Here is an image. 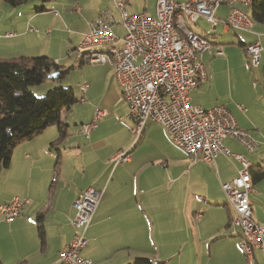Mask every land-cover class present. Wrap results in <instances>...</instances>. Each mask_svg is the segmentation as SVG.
I'll use <instances>...</instances> for the list:
<instances>
[{
	"label": "crops",
	"instance_id": "0c3cea01",
	"mask_svg": "<svg viewBox=\"0 0 264 264\" xmlns=\"http://www.w3.org/2000/svg\"><path fill=\"white\" fill-rule=\"evenodd\" d=\"M94 1L100 5L98 10L94 11L93 1H83V6L75 7L77 14L85 12L87 15L91 11L94 16L104 9L101 8L103 0ZM114 1L113 8L116 9ZM122 1L132 14L136 11L146 14L145 10L149 8L148 5L143 9L133 7L129 0ZM31 2L13 7L0 0V8H11L7 16L4 13L0 15V58L49 55L61 62V53L48 52L43 44V33L31 26L38 25L43 14H53L51 23L45 27L47 34H52V30L48 28L55 26L60 15L54 9L34 12L33 9L40 5ZM156 3L157 0H152L150 8L154 13L148 15L156 14ZM107 10L113 12L111 9ZM227 11L228 7L223 5L217 9V16L224 17ZM93 16L91 19H94ZM98 17L89 23V27ZM197 23L191 28L203 34L205 29L196 27ZM219 24L210 39L219 36ZM86 28L85 24L81 33H87L89 30ZM253 29L256 31L253 43L259 42L262 46L264 25ZM229 32L230 29L224 26L223 33ZM211 43L223 45L221 42ZM64 44L76 49L71 41L70 44ZM117 44L121 46V40ZM207 54H203V60L205 55H209ZM101 70L106 74L105 80L109 88L126 104L113 68L105 64L101 66ZM205 70L207 76L191 93V100L197 106L210 109L213 107L207 106L203 94V88L207 89L210 81L207 69ZM91 81L94 82L86 83L88 87L85 92H82L80 85L81 98L86 97L97 86L94 78ZM53 85L55 83L46 84L40 91L44 93ZM32 92L36 94L35 91ZM201 92L204 99L197 101L196 97ZM208 104L213 105V101ZM62 119L67 124L65 139L56 142L59 138L58 127L51 125L31 140L16 146L9 166L0 171V205L15 199L26 203L20 216L11 222H7L0 212V260L3 264H58L60 252L69 245L74 235L73 203L82 191L90 187L101 192L100 202L86 235L88 245L82 251V255L90 259L91 264H135L138 259L168 264L177 259L174 237L178 234L188 241L186 245H189V252L205 257V264L245 263L246 257L239 244V229L230 225L234 209L221 187L222 183L238 177L241 163L233 155L221 153L213 163L192 164L189 156L173 144L165 128L151 121L140 136L132 137L130 133L129 141L116 149L99 152L94 147V130L85 139L78 136L70 139L73 132L68 131L70 125L64 113ZM131 124L136 130L134 120ZM251 135L259 145L254 152L247 151L232 138L225 139L223 145L232 154L243 155L253 168L257 166L264 169V142L255 138L252 133ZM130 147H133L129 151L130 160L115 164L113 159L118 152ZM85 148L94 152L93 161L90 162L97 167L99 172L96 174L87 173L89 158L82 156V149ZM257 152L261 154L256 158L254 154ZM257 184L250 194L252 216L257 223L264 225V189L260 188L256 193L259 187ZM41 212L44 213L45 228L43 246L37 235L36 224ZM144 228L147 233H144ZM158 259L165 261L160 262ZM254 263L264 264V255L259 249L254 251Z\"/></svg>",
	"mask_w": 264,
	"mask_h": 264
},
{
	"label": "built area",
	"instance_id": "2783aa9c",
	"mask_svg": "<svg viewBox=\"0 0 264 264\" xmlns=\"http://www.w3.org/2000/svg\"><path fill=\"white\" fill-rule=\"evenodd\" d=\"M253 0H157L156 14L129 13L126 3L115 0L119 11V23L112 11H103L91 23L84 34L81 46L91 48L79 52L76 59L81 63L101 62L113 68L116 81L129 107V116L136 121V134L140 136L146 124L151 121L165 128L173 144L184 151L191 163H213L215 158L226 153L233 155L240 163L238 177L222 183L221 187L234 209L230 225L239 229L240 248L246 257V264L254 263V251L264 255V225L252 216L250 194L253 191L252 164L239 154L228 151L223 141L237 140L247 151L254 152L258 143L249 131L243 130L226 107L204 110L195 106L191 92L206 78L203 54L214 55L210 37L219 22L216 12L221 5H229V14L220 21L228 29L249 32L253 28L250 14L241 7H248ZM200 18L211 25L203 34L191 26ZM120 25L125 35L114 33ZM121 40V46L118 41ZM223 56L221 46L214 50ZM253 67L260 63L262 46L259 42L247 48ZM88 85L82 86L85 92ZM98 112L90 124L81 127L80 132L89 135L98 125ZM127 154H118L115 164L127 162ZM101 192L90 187L79 194L73 203L72 225L74 237L59 255L58 264H91L82 255L88 245L86 237L94 212L100 202ZM23 202L15 199L0 205V212L7 222L20 216Z\"/></svg>",
	"mask_w": 264,
	"mask_h": 264
},
{
	"label": "rangeland",
	"instance_id": "374dc122",
	"mask_svg": "<svg viewBox=\"0 0 264 264\" xmlns=\"http://www.w3.org/2000/svg\"><path fill=\"white\" fill-rule=\"evenodd\" d=\"M31 1V3L35 2L38 5H42L41 0ZM83 1L87 3L93 1L92 6L95 7V9L93 7L92 9H94V11L98 10L100 6L94 0H53L47 3L46 9L56 10L60 17L56 20L57 22L54 27L48 28L52 30V34H47L45 27L51 23L53 14L44 12L45 14L41 16L38 25H31L43 33V44L45 48L48 49V52L61 53V62L51 58L55 60L59 66L65 67L62 69L63 72L68 71V73L63 78H54V80L48 77L43 84L30 86L29 89L35 91L36 96H42L46 91L42 93L40 89L44 88L46 84L55 83L53 87H72L75 95L79 97L80 101V85L86 84L87 82L92 84L94 81H91V79L94 78L97 86H94L91 93L89 91L86 94V97H84L85 101H78L71 110L64 111L63 113L67 118V123L70 125L68 131L73 132V136L69 138L74 139L78 136L85 139L87 137L86 135L79 134L80 128L85 124H90L96 114L100 112L102 116L98 121L97 127L93 129L96 134V145L94 147L96 150L99 149V152H106L110 149H116L120 144L129 141L130 133H132V137L136 136L134 126L131 124L132 119L129 116V107L120 100L114 90L109 88L105 80L106 74H103V70H101V66L105 64L86 63L80 68V63L76 59V53L91 50V48H83L81 46L85 34V32H81H83L82 29L85 24L87 26L86 29L89 30V23L98 17L100 12L107 10V8L113 10L114 17L116 21H118L119 11L113 8V0H103L104 4L101 8L104 9L100 12L98 11V14H94L93 16L91 11H89L87 15L85 12L79 15L75 7L78 5L83 6ZM105 4L108 5L105 7ZM129 4L133 5V7L142 9L148 5L149 8L145 10L146 14L154 13V10L150 8L152 0H129ZM10 10L11 8L9 6L0 8V15L4 13V16H7ZM33 11L35 12V8ZM135 13L142 12L136 11ZM92 16L94 19H91ZM152 16H155V14ZM258 25L259 24H254V28L258 27ZM196 27L204 28L205 30L211 29V25L204 19H200ZM223 29L224 26L220 23L217 29L219 36L217 38L213 37V39L210 40L223 44L221 46L224 50V55L208 57L209 55L207 54L208 56L205 55L203 60L210 80L207 89L203 88V91L205 90L203 94H205L207 106H225L233 114L243 130L251 132L255 138H259L261 142H264V35H262L261 38L263 46L262 59L259 66L254 68L251 65L247 50L239 46L238 43L239 41H243L247 45L253 43V41L256 40L255 29H253V33L231 30L228 34L223 33ZM114 33L118 37H123L125 35V31L120 25H115ZM70 41L75 45V48H78L77 50H73L74 47L63 45V43L70 44ZM85 76H87L88 79L85 78ZM203 94L201 92V94L197 95L196 100L200 101L202 98L204 99ZM209 101H213V105H209ZM193 104L197 106L196 102ZM132 148L130 147L119 151L118 154H126ZM262 148L259 151H261ZM260 154V152H257L254 155L257 158ZM82 156L83 158H89L87 173H98L97 167H94L93 163L90 162L93 161L94 152L85 148L82 149ZM256 186H259L256 189V193H258L260 188L264 189V180L260 181ZM21 202L23 201L21 200ZM25 204L26 203L23 202V207ZM144 229V233H147V229ZM174 241L175 249L178 254L177 259L168 262V264H205V257L199 256L196 252H189V245H186L188 241L185 240L184 236L178 234L174 237ZM143 244L145 245V238H143ZM191 244L192 243H190V245ZM157 261L161 262L165 260L158 259ZM246 263L247 261L245 260L243 264Z\"/></svg>",
	"mask_w": 264,
	"mask_h": 264
},
{
	"label": "trees",
	"instance_id": "16d2710c",
	"mask_svg": "<svg viewBox=\"0 0 264 264\" xmlns=\"http://www.w3.org/2000/svg\"><path fill=\"white\" fill-rule=\"evenodd\" d=\"M3 1L10 6L18 7L31 0ZM49 1L41 0L42 5L35 7L36 12L45 11V3ZM225 6L228 7L227 14L224 17L217 16L219 20L217 25L223 24L220 21H224L228 17L230 7L229 5ZM241 8L250 14L254 24L264 25V0H253L250 6ZM248 33H253V30ZM238 44L246 50L247 44L245 42L239 41ZM217 46L213 45L214 55L210 56H219L214 51ZM82 65L83 63H80L79 67ZM64 68L59 66L51 57L45 55L0 58V171L9 166L12 152L16 146L31 140L49 126L56 125L58 127L59 138L56 142L67 137V124L62 119V113L71 110L79 101L74 89L57 86L47 90L42 96H36L29 89L30 86L43 84L54 71H59L58 78H63L68 73V71L63 72L62 69ZM251 174L253 187L264 179V169H259L257 166L252 168ZM36 224L37 235L43 246L45 241L44 213L41 212L37 216ZM0 264H3L1 260ZM135 264L158 263L149 259H138Z\"/></svg>",
	"mask_w": 264,
	"mask_h": 264
},
{
	"label": "bare ground",
	"instance_id": "6f19581e",
	"mask_svg": "<svg viewBox=\"0 0 264 264\" xmlns=\"http://www.w3.org/2000/svg\"><path fill=\"white\" fill-rule=\"evenodd\" d=\"M204 19V18H203ZM204 20H206V19H204ZM254 26V25H253ZM253 29V28H252ZM212 45H214V44H212ZM217 45V44H216ZM218 46H220V45H218ZM222 47V46H221ZM248 48V47H247ZM247 48H246V50H247ZM263 49V48H262ZM247 53H248V51H247ZM249 54V53H248ZM261 56H262V52H261ZM249 57H250V55H249ZM260 61H261V59H260ZM79 63H81V62H79ZM83 64H86V62H84ZM91 64H107V63H101V62H94V63H91ZM260 64V63H259ZM204 65V64H203ZM259 66V65H258ZM257 66V67H258ZM253 67V66H252ZM254 68H256V67H254ZM60 73V72H59ZM60 75V74H59ZM206 76H207V74H206ZM84 85V84H83ZM82 85V86H83ZM194 91V90H193ZM192 91V92H193ZM83 92V91H82ZM191 92V93H192ZM85 100H84V98L82 97L81 99H80V102H84ZM127 104V103H126ZM200 107V106H199ZM214 107H223V106H214ZM213 107V108H214ZM204 109V108H203ZM210 109H212V108H210ZM204 110H209V109H204ZM233 115V114H232ZM132 119V118H131ZM132 120H134V119H132ZM135 121V120H134ZM150 122V121H149ZM135 123H136V121H135ZM147 125V124H146ZM81 129V128H80ZM144 130V129H143ZM93 131V130H92ZM136 131V130H135ZM143 132V131H142ZM81 133V132H80ZM82 134V133H81ZM142 134V133H141ZM83 135H85V134H83ZM137 135V134H136ZM177 147V146H176ZM184 152V151H183ZM185 153V152H184ZM130 158H131V155H130V152L128 151L127 153H126ZM85 191V190H84ZM83 192V191H82ZM81 192V193H82ZM79 196V195H78ZM20 200V199H19ZM23 209V208H22ZM22 212V211H21Z\"/></svg>",
	"mask_w": 264,
	"mask_h": 264
},
{
	"label": "water",
	"instance_id": "95a60500",
	"mask_svg": "<svg viewBox=\"0 0 264 264\" xmlns=\"http://www.w3.org/2000/svg\"><path fill=\"white\" fill-rule=\"evenodd\" d=\"M59 74V71H54L49 75V79L58 78Z\"/></svg>",
	"mask_w": 264,
	"mask_h": 264
}]
</instances>
